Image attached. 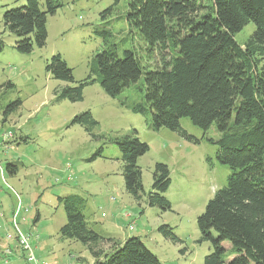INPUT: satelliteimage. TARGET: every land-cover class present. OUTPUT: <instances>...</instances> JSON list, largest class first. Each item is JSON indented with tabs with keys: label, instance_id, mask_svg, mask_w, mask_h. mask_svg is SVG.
<instances>
[{
	"label": "rangeland",
	"instance_id": "374dc122",
	"mask_svg": "<svg viewBox=\"0 0 264 264\" xmlns=\"http://www.w3.org/2000/svg\"><path fill=\"white\" fill-rule=\"evenodd\" d=\"M45 1L39 0L41 8ZM62 2V7L47 16L44 46L20 53L15 49L16 36L4 31L1 18L6 9L20 6L24 0H0V205L10 208L13 203L14 207L19 198L21 209L15 223L25 235H36L35 244L31 236L33 258L44 264L93 261L81 242L59 238L66 215L58 197L67 195L85 199L87 221L105 239L121 241L137 236L162 264H204L211 246L201 239L197 217L214 192L224 186L230 172L216 157L215 125L203 131L189 118H181V127L194 141L166 127L155 129L149 113H135L129 107L140 102L144 105L142 78L115 98L94 82L83 87L81 101H57L54 90L69 83L46 72V61L54 54L65 60L75 81L91 75L96 54L113 43L119 54L123 49H134L144 65L153 66L157 61L156 56H146L142 40L131 38L123 21L125 0L117 4L114 0ZM110 5L112 11L100 18ZM253 30L254 24L248 23L235 34L236 41L243 45ZM84 111L97 121L92 129L95 137L81 125L70 124ZM134 130L149 148L137 159L144 191L150 190L154 165L160 162L168 166L170 185L163 194L170 202L169 211L147 206L144 201L137 203L125 190L121 153L110 140ZM8 133L12 137L4 139ZM102 145V156L90 161ZM9 163L15 164V174L10 175L6 169ZM163 224L172 228L177 242L159 232ZM10 235L15 239L13 233ZM9 241L14 242L11 246L15 244L17 255L11 254L7 264H31L16 241ZM222 245L227 261L234 253L228 241ZM100 247L106 250L108 244L101 243ZM6 249L12 253L11 247H2V261Z\"/></svg>",
	"mask_w": 264,
	"mask_h": 264
},
{
	"label": "trees",
	"instance_id": "16d2710c",
	"mask_svg": "<svg viewBox=\"0 0 264 264\" xmlns=\"http://www.w3.org/2000/svg\"><path fill=\"white\" fill-rule=\"evenodd\" d=\"M62 6V0H46L43 8L39 0H24L6 9L1 22L4 31L16 36L15 49L30 53L34 46H44L47 16ZM112 9L113 5L108 6L100 18ZM123 21L131 38L144 42L146 56L157 57L156 63L142 64L134 49L119 54L113 43L96 54L91 75L75 81L72 69L60 54H54L46 61V72L69 83L54 90L56 100L81 101L83 87L94 82L115 98L142 78L144 105L129 107L135 113H149L155 129L166 127L194 141L181 127V118H189L203 131L214 124L216 157L230 172L197 217L201 239L211 246L204 264H264V0H125ZM248 23L254 24V30L241 45L235 34ZM2 47L0 38V51ZM15 103L19 105L20 100ZM70 124H79L96 136L92 129L97 121L88 111L76 114ZM110 141L121 153L126 192L137 203L171 210L163 194L170 185L168 166L154 165L146 192L137 159L148 145L135 130ZM102 151L103 145L89 160L101 157ZM6 169L15 174V164H7ZM58 201L66 215L60 237L85 245L93 264H162L137 236L120 242L95 232L85 215V199L67 195ZM158 230L164 238L178 241L168 225ZM223 241L229 242L234 253L227 261ZM101 243H107L108 249Z\"/></svg>",
	"mask_w": 264,
	"mask_h": 264
},
{
	"label": "crops",
	"instance_id": "0c3cea01",
	"mask_svg": "<svg viewBox=\"0 0 264 264\" xmlns=\"http://www.w3.org/2000/svg\"><path fill=\"white\" fill-rule=\"evenodd\" d=\"M7 142H10V140H8ZM19 201L20 200L18 198V201H17L16 205H14V207H13V203H12L10 205V208H3L2 205H0V249L2 247L4 248V246H7L9 248L11 247V249H12V253L11 254L14 255L13 257H15V254H16L15 253V244L13 246H11V244L14 243V242L13 241H9V240H14L15 241V239L14 238H11V239L10 238H8V239L6 238L5 239V234L7 233L8 235H10V234L13 233L14 236H15L14 224H13V232L12 233L10 232V224H11V222L13 223V217H12V215H13L14 209L17 206V204H18ZM9 219H10V221H9ZM22 219H23V217H22ZM9 222H10V224H9ZM15 225H16V227H18L16 223H15ZM18 229H19V227H18ZM59 230H60V228H59ZM29 236H30V238H31V236H34V238L32 239V241L34 240V244H35V242H36L35 240L37 239L36 235H29ZM59 238L60 239H65V238H61L60 235H59ZM125 239L126 238H124L120 242L124 241ZM38 244H39V242H37V248H36V250H38ZM11 254L10 255H6V258H5V260L7 259L6 261L5 260L2 261L0 259V264H7L8 261H10ZM39 259H43V258L42 257H39ZM93 261H91V264H93Z\"/></svg>",
	"mask_w": 264,
	"mask_h": 264
},
{
	"label": "built area",
	"instance_id": "2783aa9c",
	"mask_svg": "<svg viewBox=\"0 0 264 264\" xmlns=\"http://www.w3.org/2000/svg\"><path fill=\"white\" fill-rule=\"evenodd\" d=\"M11 137H12V135L10 133L4 134V136H3L4 139H9ZM20 209H21V204L19 201L17 206L15 207L13 215H12L14 230H15V241H16L17 245L22 249V251H24L26 260L28 262H30L31 264H44L43 262L39 261L38 259L33 258V251H32L33 247H32L30 236L22 233L15 225V220H16L17 215L20 212ZM7 238H11V235H8ZM5 253H7V255H8V253H9V255L11 254L10 250H8V249L5 250ZM29 255H31V256H29Z\"/></svg>",
	"mask_w": 264,
	"mask_h": 264
}]
</instances>
